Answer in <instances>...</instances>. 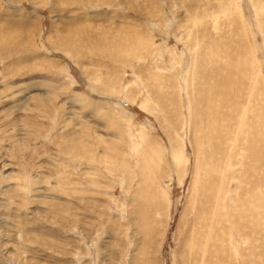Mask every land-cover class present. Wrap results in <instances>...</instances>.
<instances>
[{
    "label": "rangeland",
    "instance_id": "1",
    "mask_svg": "<svg viewBox=\"0 0 264 264\" xmlns=\"http://www.w3.org/2000/svg\"><path fill=\"white\" fill-rule=\"evenodd\" d=\"M0 264H264V0H0Z\"/></svg>",
    "mask_w": 264,
    "mask_h": 264
},
{
    "label": "bare ground",
    "instance_id": "2",
    "mask_svg": "<svg viewBox=\"0 0 264 264\" xmlns=\"http://www.w3.org/2000/svg\"><path fill=\"white\" fill-rule=\"evenodd\" d=\"M231 165V164H230ZM203 192V191H202ZM218 199V198H217ZM201 202V201H200ZM209 204V203H208ZM212 211V210H211ZM199 212V211H198ZM214 214V213H213ZM214 218V217H213ZM209 219V218H208ZM229 221H230V219H229ZM232 222V221H231ZM245 222V221H244ZM207 223V221H205V218L203 217V215H201V216H199V218H197L196 220H195V225L196 226H201V227H204L203 225L204 224H206ZM230 223V222H229ZM211 224L212 223H209V224H206L205 225V228H210L211 227ZM221 224V223H220ZM217 225V224H216ZM219 225V224H218ZM230 226H232L231 224H230ZM252 226V225H251ZM200 229V228H199ZM198 229V230H199ZM215 229V228H214ZM196 230V229H195ZM202 230V229H201ZM203 231V230H202ZM208 231V230H207ZM227 232V231H226ZM205 233V232H204ZM203 233V234H204ZM234 234V233H233ZM204 236V235H203ZM206 237V236H205ZM232 237H234V236H232ZM204 238V237H203ZM207 238H209V236H207ZM206 238V239H207ZM235 238V237H234ZM198 240V239H197ZM221 240V239H220ZM229 240V239H228ZM229 243V242H228ZM233 243H235L236 245H238L237 244V242L236 241H233ZM223 244V243H222ZM230 244V243H229ZM241 244V243H240ZM227 245V244H226ZM242 245V244H241ZM230 249V248H229ZM232 250H230V251H232L233 252V255H234V249H233V247L231 248ZM206 253V252H205ZM218 253V252H217ZM216 255V254H215ZM216 257H217V255H216ZM232 258H234V257H232ZM213 259V258H212ZM215 259H217V258H215Z\"/></svg>",
    "mask_w": 264,
    "mask_h": 264
}]
</instances>
